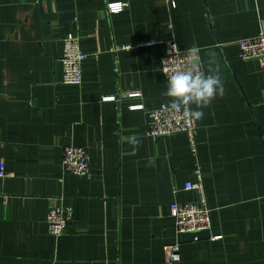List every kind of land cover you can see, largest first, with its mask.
Masks as SVG:
<instances>
[{"label":"crops","instance_id":"0c3cea01","mask_svg":"<svg viewBox=\"0 0 264 264\" xmlns=\"http://www.w3.org/2000/svg\"><path fill=\"white\" fill-rule=\"evenodd\" d=\"M261 30L264 0H0V264H167L170 204L196 198L187 137L145 135L147 112L169 105L167 41L224 84L195 121L212 228L180 234L174 264H264V72L237 44ZM71 31L80 86L62 82ZM66 145L88 150L91 177L63 172ZM59 198L72 219L56 237L45 218Z\"/></svg>","mask_w":264,"mask_h":264},{"label":"built area","instance_id":"2783aa9c","mask_svg":"<svg viewBox=\"0 0 264 264\" xmlns=\"http://www.w3.org/2000/svg\"><path fill=\"white\" fill-rule=\"evenodd\" d=\"M125 2H107L106 8L109 13L123 10ZM239 56L241 59H253L258 61L264 72V31L261 30L256 36L242 38L237 41ZM190 49H180L174 41L165 42V52L158 59V69L163 74L171 63L179 64L195 71H203L201 60L192 63V56L199 55L198 50L193 53ZM87 58L79 46V39L75 32H68L62 39V52L59 57L62 70V82L80 86L82 83V66ZM166 79V77L164 76ZM131 96H139L132 93ZM103 100L113 101L114 95L104 96ZM140 107V106H138ZM148 123L145 127V135L152 138L169 136L182 133L187 137L188 146L195 158L193 174L194 180L186 181L184 189L196 193L193 201L177 202L170 204V216L174 220L176 239L164 246V254L167 264H174L181 258V243L179 235L182 233H196L210 231L212 228L210 208L207 203L206 193L202 180L201 169L197 163L196 123L189 119L183 111H174L169 105L161 104L157 108L147 112ZM91 157L84 146L66 145L63 148L62 170L65 173L77 177L89 178L92 176ZM3 173L0 172V176ZM49 206L46 213L47 232L52 236H60L65 231L72 219V206L62 202ZM221 238V235H211L210 239Z\"/></svg>","mask_w":264,"mask_h":264},{"label":"clouds","instance_id":"9594fccd","mask_svg":"<svg viewBox=\"0 0 264 264\" xmlns=\"http://www.w3.org/2000/svg\"><path fill=\"white\" fill-rule=\"evenodd\" d=\"M193 53L197 51L195 47L191 49ZM208 63H213V53H207ZM170 67L164 73L166 77L165 91L163 95L170 98L169 107L174 111H183L185 115L197 121L203 117V107L211 101L224 94V84L218 71H195L191 68H185L179 64L171 63ZM200 62L199 55L192 56V63ZM137 143L135 137L130 141Z\"/></svg>","mask_w":264,"mask_h":264}]
</instances>
